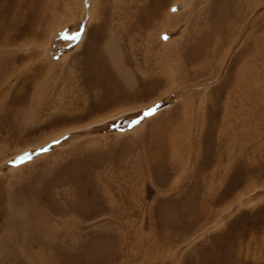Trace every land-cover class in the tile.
Returning a JSON list of instances; mask_svg holds the SVG:
<instances>
[{"label":"rangeland","instance_id":"1","mask_svg":"<svg viewBox=\"0 0 264 264\" xmlns=\"http://www.w3.org/2000/svg\"><path fill=\"white\" fill-rule=\"evenodd\" d=\"M0 264H264V0H0Z\"/></svg>","mask_w":264,"mask_h":264},{"label":"snow or ice","instance_id":"2","mask_svg":"<svg viewBox=\"0 0 264 264\" xmlns=\"http://www.w3.org/2000/svg\"><path fill=\"white\" fill-rule=\"evenodd\" d=\"M85 2L87 3L88 0H85ZM173 11H175V9H172ZM81 33L80 32H77L74 34L73 36V39H76L78 40L79 37H80ZM164 39H167V37H163ZM160 105L159 104H156L154 106H152L151 108H148L144 113H143V116L144 117H149V116H153L155 115V113L158 111ZM140 123V120H133L129 127L131 128L132 126L136 125V124H139ZM59 141H56V143H58ZM40 153H44V152H47L48 151V148L47 147H44V148H41L40 150ZM31 159V156L28 154V153H25L24 156H20V157H17L15 161H13V165L14 166H18V164L20 162H23L25 160H30Z\"/></svg>","mask_w":264,"mask_h":264}]
</instances>
